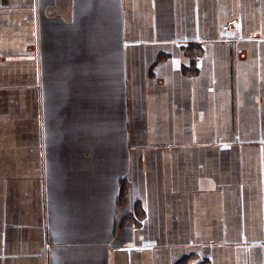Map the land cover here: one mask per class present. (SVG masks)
Instances as JSON below:
<instances>
[{"label":"crops","instance_id":"1","mask_svg":"<svg viewBox=\"0 0 264 264\" xmlns=\"http://www.w3.org/2000/svg\"><path fill=\"white\" fill-rule=\"evenodd\" d=\"M0 264H264V0H0Z\"/></svg>","mask_w":264,"mask_h":264},{"label":"built area","instance_id":"2","mask_svg":"<svg viewBox=\"0 0 264 264\" xmlns=\"http://www.w3.org/2000/svg\"><path fill=\"white\" fill-rule=\"evenodd\" d=\"M235 35V30L233 29V27H223L221 29L218 30L217 32V36L219 37V39H227V38H232Z\"/></svg>","mask_w":264,"mask_h":264}]
</instances>
